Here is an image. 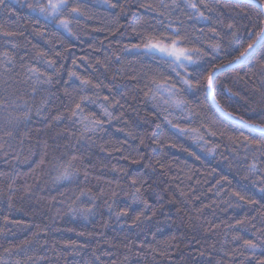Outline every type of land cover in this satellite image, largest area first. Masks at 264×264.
Wrapping results in <instances>:
<instances>
[{"label": "trees", "instance_id": "obj_1", "mask_svg": "<svg viewBox=\"0 0 264 264\" xmlns=\"http://www.w3.org/2000/svg\"><path fill=\"white\" fill-rule=\"evenodd\" d=\"M5 2L0 264H258L264 258V156L243 147L241 133L248 130L213 106L206 77L236 61L256 38L264 27L260 7L249 0H193L209 18L201 20L185 0H119L116 8L103 0H68L83 13L75 19L70 8L64 13L69 31L60 18L33 11L29 5L37 0ZM171 24L182 46L202 54L187 73L177 69L192 79L191 90L143 49V35L171 37ZM5 52L14 65L8 73ZM261 65L264 46H257L214 79L215 99L231 117L264 118ZM28 67L43 74L40 81L28 78ZM48 77L52 82L43 83ZM153 81L167 83L169 91H158ZM81 97L87 98L83 114L71 117ZM24 101L31 109L27 120L17 107ZM93 120L101 125L89 130ZM65 168L71 179H57ZM124 208L128 215L118 219ZM243 239L260 247L253 253Z\"/></svg>", "mask_w": 264, "mask_h": 264}, {"label": "snow or ice", "instance_id": "obj_2", "mask_svg": "<svg viewBox=\"0 0 264 264\" xmlns=\"http://www.w3.org/2000/svg\"><path fill=\"white\" fill-rule=\"evenodd\" d=\"M103 2L107 4L110 8H116L119 6V0H116V3H111L110 0H103ZM185 2L187 3V6L189 8L194 10V15H196L199 19L201 20L209 19L208 17L205 16L203 11H200L199 7L195 2H193V0H185ZM162 6L167 7L166 5H162ZM0 7H8L6 5L5 0H0ZM29 7H32L33 11L38 12L45 19H47L48 17H52L54 19L60 18V24L66 29H69L70 20L66 16H64V13L68 11L69 8H70L69 15H71L74 19L83 15L79 7H70L68 0H46V2H44V0H37L34 7L33 5H29ZM205 7H207V5H205ZM210 10L211 9H209V11ZM228 27H232V26L228 25ZM169 28H171V25H169ZM212 31L214 32L215 29H212ZM17 34L18 33L16 32H3V35L7 37H12ZM19 34L22 35L23 33H19ZM255 35L256 38L252 41V43H249L247 47L244 49V51L240 53V56L237 57L236 65H239L241 62H243V60L253 55L257 49V46H264V27H262L259 30V32H257ZM141 38L144 41L143 48L145 49V51L148 54L153 55L154 57H158L163 63L167 64L171 69V72L175 73L177 77H181V73L177 69H184L185 72L187 73V69L190 66L195 65L197 63V60L201 58L202 55L199 48H188L182 46L181 33L179 28L172 29L171 37L169 36L157 37L152 34H147V35H143ZM137 47H139V45H137ZM212 51L213 52L218 51V46H213ZM4 56L7 60V63L4 65V73H8L11 71V68L14 67V65H13V61L10 58H8V54L6 52L4 53ZM53 63L54 62L49 61L48 67L49 68L53 67ZM261 67L262 69H264V65H261ZM26 72L28 74H31L28 77L29 79H32V77L35 76L36 81H40L41 76L43 75L42 73H39L38 69L35 67H28L26 69ZM216 74H217L216 72L209 71L206 77L207 88L210 92L213 86V79ZM70 75L74 76L75 73H71ZM42 82L50 84L52 82L51 77H48V79L43 80ZM81 83L83 85H88L90 81L82 80ZM153 83L155 84L158 91H165V92L169 91V87L167 83L158 84L156 83V81H153ZM181 83H183L189 90H191L192 87L194 86L192 83V79H188L184 77H181ZM197 83H199V81H197ZM33 92H35V89H33ZM174 95L175 93L170 94V96H174ZM86 99H87L86 97H81L80 102H75L74 107L71 109V117L82 116L83 108L81 105ZM171 102L174 103L177 107L185 106V101L182 99H173ZM213 102L216 104L217 108H220L219 103L215 100V96H213ZM17 107L23 109L25 120L30 118L31 109L28 106L27 101H24L23 105H17ZM220 110L223 112L222 108H220ZM42 111H43V105L41 106V108L37 109V115H39ZM105 115H110V113H108L107 110H105ZM224 115L231 116L232 114L225 112ZM54 119L59 121L62 119V115H57L54 117ZM233 119L235 118L233 117ZM5 123L11 125L13 121L6 120ZM89 123L92 126L91 128H89V130H94L96 127H99L101 125V121L99 120L89 121ZM239 123L243 124L249 132L248 135H244L243 133H241V136H243V141H244L243 147L248 151H252L254 154L256 152H259L261 156H264V118H262L261 121L258 123L249 122L243 119L239 120ZM5 134L11 136L12 131L6 130ZM257 135H259V139H255ZM253 145L254 147H251ZM72 159L75 160L76 157L73 156ZM249 170L250 171L256 170L255 159L253 163L249 166ZM85 175H87V172H85ZM71 176L72 173L67 168H65L57 177V179L69 180L71 179ZM135 183L136 181L133 180V184ZM9 187H11V185H9ZM136 192L139 193L140 189L137 188ZM261 192H264V188L261 189ZM113 195H115V193H113ZM235 195L239 196L241 200L245 199V197L240 196L239 193H235ZM91 199L94 200L95 198H91ZM135 199H139V198L134 195V200ZM141 202L144 204V209H148L149 207L148 202L143 200ZM105 203L107 202L105 201ZM249 203L255 204L256 201H249ZM108 207L109 210H111V205H108ZM84 211L87 213H91L92 209L88 208V209H84ZM116 215L118 219L120 217L127 216L128 209L124 208ZM141 215H143V212H141L135 217V221H139ZM153 215H155V212H153ZM5 219H7V217ZM262 219H264V214H262ZM236 223L243 224L244 222L238 220ZM257 231H259V229ZM234 239L239 240L241 239V237H234ZM242 247L255 253L256 249L260 247V245H258L253 239H243ZM16 264H20V262L17 261ZM258 264H264V258H261L258 261Z\"/></svg>", "mask_w": 264, "mask_h": 264}, {"label": "water", "instance_id": "obj_3", "mask_svg": "<svg viewBox=\"0 0 264 264\" xmlns=\"http://www.w3.org/2000/svg\"><path fill=\"white\" fill-rule=\"evenodd\" d=\"M249 1H251V2H253L254 4H256V5H258L259 7H260V9L263 11V13H264V5H262L260 2H258L257 0H249ZM244 61V60H243ZM242 63V62H241ZM240 63V64H241ZM239 64V65H240ZM231 65V66H230ZM235 66H238V65H236V61H234V62H232V63H230V64H228V65H225V66H222V67H220V68H217V69H215L213 72H216L217 74L214 76V79L216 78V76L218 75V74H220V73H222L223 71H225V70H228V69H230V68H232V67H235ZM214 79H213V81H214ZM208 94H209V98H210V100H211V102H212V104H213V106L217 109V111L222 115V116H224V117H226V118H228V119H231V120H233V121H237L238 123H239V120L238 119H233V117H231V116H226V115H224V113H225V111L223 110V112L220 110V108H217V106H216V104L213 102V96H214V94H213V86H212V89H211V92L208 90ZM216 100V99H215Z\"/></svg>", "mask_w": 264, "mask_h": 264}, {"label": "rangeland", "instance_id": "obj_4", "mask_svg": "<svg viewBox=\"0 0 264 264\" xmlns=\"http://www.w3.org/2000/svg\"><path fill=\"white\" fill-rule=\"evenodd\" d=\"M171 29H175L174 26L171 24ZM144 49V48H143ZM145 50V49H144Z\"/></svg>", "mask_w": 264, "mask_h": 264}]
</instances>
